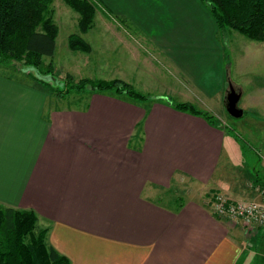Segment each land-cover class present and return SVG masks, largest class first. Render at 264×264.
I'll return each instance as SVG.
<instances>
[{
    "label": "crops",
    "instance_id": "0c3cea01",
    "mask_svg": "<svg viewBox=\"0 0 264 264\" xmlns=\"http://www.w3.org/2000/svg\"><path fill=\"white\" fill-rule=\"evenodd\" d=\"M99 1L145 22L148 34L135 42H148L193 81L197 102H186L208 109L222 93L221 81H204L205 59L220 47L200 0ZM31 74L0 73V204L34 211L48 245L71 264H241L254 241L256 264H264V227L249 232L212 207L215 193L264 200L248 180L239 191L214 183L227 133L161 101L146 107L93 93L84 107H55ZM185 179L208 192L180 208L156 200Z\"/></svg>",
    "mask_w": 264,
    "mask_h": 264
},
{
    "label": "rangeland",
    "instance_id": "374dc122",
    "mask_svg": "<svg viewBox=\"0 0 264 264\" xmlns=\"http://www.w3.org/2000/svg\"><path fill=\"white\" fill-rule=\"evenodd\" d=\"M90 1L96 5L98 13L93 28L82 34L78 27L79 14L67 6L64 0H53L52 16L59 27L56 53L54 57L42 59L45 67L43 70L25 64L21 66V69H24L21 70L22 73L31 72L55 86V89H50V105L59 108H81L88 105L93 95L92 91L71 93L64 96V99L55 94L56 91L66 89L68 84L77 88L81 79L106 81L119 79L132 85L135 91L148 96L154 102L174 104L187 100L196 101L193 94L197 92L191 88L193 81L186 73L177 71L169 61L156 54L148 42L141 40L140 47L135 42L142 37L140 34L147 36L145 22L141 23L143 29L130 16L122 14L119 17L102 4L104 10L101 11L99 0ZM108 29H113L116 33ZM72 35L81 36L92 46V51L84 53L71 50ZM202 38L204 41L207 37L203 35ZM215 40L220 48L214 44L215 54L205 59L208 63L202 66V69L204 81L209 84L221 81L223 91L210 103L208 109L203 108L201 104H193L198 109L214 115L227 129L214 183H228L232 189L239 191L243 190L242 187L247 180L250 186H253L257 185L258 176L264 178V42L250 41L243 35L229 30L217 31ZM138 51L140 56L135 53ZM52 62L54 76L45 72L46 67ZM17 72L19 71L13 67L0 65V73ZM230 84L242 94L238 105V108L244 110V116L241 118H233L227 112L225 99ZM40 86L46 88L41 84ZM107 94L114 95V92L110 91ZM122 98L125 99V96ZM128 101L150 107V104H143L144 102L138 98H131ZM139 133L140 136L141 130ZM207 190L204 185L185 179L172 184L169 189L160 191V198L156 200L174 207L169 202L176 198H182L184 201L196 199L204 196ZM210 197L212 198V195ZM245 202L264 206V200L243 201ZM255 245L256 241L251 243L252 251L248 257L242 258L241 264H256L258 253Z\"/></svg>",
    "mask_w": 264,
    "mask_h": 264
},
{
    "label": "trees",
    "instance_id": "16d2710c",
    "mask_svg": "<svg viewBox=\"0 0 264 264\" xmlns=\"http://www.w3.org/2000/svg\"><path fill=\"white\" fill-rule=\"evenodd\" d=\"M64 2L79 14L80 33H88L94 26L96 5L90 0ZM200 2L210 12L218 31H235L250 41L264 42V0H200ZM52 4L53 0H0V65L13 67L20 72L24 70L21 69L24 64L40 70L45 68L42 59L54 57L59 34V27L52 16ZM70 48L76 52L92 51L91 45L79 35L70 37ZM45 72L54 76L53 62L46 67ZM32 76L49 91L55 89L50 81ZM84 91L99 94L113 91L114 96L122 100L127 99L125 101L131 98H138L144 102L143 104L151 101L148 96L135 91L132 85L119 79L111 81L81 79L77 88L68 84L66 89L56 91L55 94L64 99L66 95ZM171 105L179 112L200 117L210 126L228 133L214 115L198 109L193 103L181 102ZM140 130L142 125L138 126L137 132ZM256 182L255 186L264 194V178L257 177ZM217 195L218 193L214 194L213 200ZM175 201L179 208L185 202L182 198H176ZM38 223L39 216L34 211L4 207L0 204V264H71L67 257L48 245L49 229L40 228Z\"/></svg>",
    "mask_w": 264,
    "mask_h": 264
},
{
    "label": "built area",
    "instance_id": "2783aa9c",
    "mask_svg": "<svg viewBox=\"0 0 264 264\" xmlns=\"http://www.w3.org/2000/svg\"><path fill=\"white\" fill-rule=\"evenodd\" d=\"M212 203L215 214L223 219L242 220L250 231L264 227V206L251 202H233L221 194Z\"/></svg>",
    "mask_w": 264,
    "mask_h": 264
},
{
    "label": "water",
    "instance_id": "95a60500",
    "mask_svg": "<svg viewBox=\"0 0 264 264\" xmlns=\"http://www.w3.org/2000/svg\"><path fill=\"white\" fill-rule=\"evenodd\" d=\"M242 94L237 92L232 84H230L229 92L226 96V108L229 115L233 118H241L244 116V110L238 108Z\"/></svg>",
    "mask_w": 264,
    "mask_h": 264
}]
</instances>
